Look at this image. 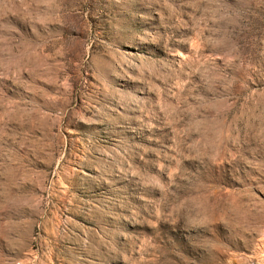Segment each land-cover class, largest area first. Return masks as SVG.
I'll return each mask as SVG.
<instances>
[{
  "label": "rangeland",
  "instance_id": "374dc122",
  "mask_svg": "<svg viewBox=\"0 0 264 264\" xmlns=\"http://www.w3.org/2000/svg\"><path fill=\"white\" fill-rule=\"evenodd\" d=\"M0 264H264V0H0Z\"/></svg>",
  "mask_w": 264,
  "mask_h": 264
}]
</instances>
